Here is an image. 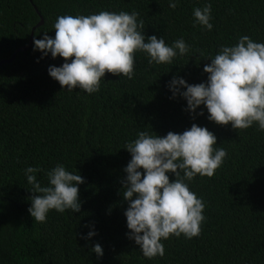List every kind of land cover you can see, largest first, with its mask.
<instances>
[{
	"label": "trees",
	"instance_id": "1",
	"mask_svg": "<svg viewBox=\"0 0 264 264\" xmlns=\"http://www.w3.org/2000/svg\"><path fill=\"white\" fill-rule=\"evenodd\" d=\"M208 2L211 31L193 17ZM104 10L137 12L146 39L171 45L183 38L191 51L173 65L149 64L138 52L133 79L106 73L94 94L67 92L47 71L63 58L42 56L33 39L54 37L58 16ZM32 30L29 49L0 66V264H264V132L218 125L203 105L196 110L203 115L190 114L167 87L174 76L206 82L210 58L241 36L264 43V0H180L175 9L168 0H0V61L27 46ZM193 123L212 132L227 157L212 177L189 183L206 205L200 235L163 240L165 255L148 259L126 235L122 182L131 155L124 147L140 131L164 136ZM57 164L82 176L81 208L52 210L38 223L28 212L35 193L24 170L40 167L37 179L47 184L45 173ZM90 230L96 235L81 238ZM97 243L99 257L92 251Z\"/></svg>",
	"mask_w": 264,
	"mask_h": 264
},
{
	"label": "clouds",
	"instance_id": "2",
	"mask_svg": "<svg viewBox=\"0 0 264 264\" xmlns=\"http://www.w3.org/2000/svg\"><path fill=\"white\" fill-rule=\"evenodd\" d=\"M179 3L168 0L171 9ZM211 12L210 2L195 7L194 23L211 31ZM53 29L54 37L44 31L42 39H33L34 50L42 56L50 53L53 59L63 58L59 67L49 66L47 71L67 92L79 89L94 94L100 90L106 73L133 79L138 52L148 56L149 64L173 65L177 56L191 51L183 38L171 45L155 35L146 39L144 22L134 11L62 15ZM210 61L203 68L206 82L193 85L174 76L167 85L172 97H182L190 114L203 105L209 114L207 119L218 125L231 124L235 130L255 125L264 132V43L244 35L234 45H222ZM196 115H203V111ZM216 141L206 127L193 123L182 133L170 131L164 136L140 131L125 145L131 155L122 182V196L128 204L124 212L126 227L130 230L126 235L144 257H163L162 241L170 237L192 239L200 235L206 205L190 190L189 183L198 175L212 177L224 163L227 151ZM41 171L38 166L24 170L30 192L35 193L28 208L31 217L44 223L52 210L61 214L66 210L79 212L82 176L57 164L45 173L47 184H42L36 175ZM169 173L175 179L170 181ZM95 235L90 230L81 238L87 241ZM92 251L98 257L103 255L98 243Z\"/></svg>",
	"mask_w": 264,
	"mask_h": 264
},
{
	"label": "water",
	"instance_id": "3",
	"mask_svg": "<svg viewBox=\"0 0 264 264\" xmlns=\"http://www.w3.org/2000/svg\"><path fill=\"white\" fill-rule=\"evenodd\" d=\"M41 24H42V20H40V23L37 25V27L40 26ZM32 39H33V30H32V33L30 35V39H29V42H28L27 46L21 47L18 50H16L15 53L12 55V57L9 60H1L0 61V66L2 64H7V63H10L11 61H13L14 58L16 57L17 53H19V52H24L25 53L29 49V47L31 46Z\"/></svg>",
	"mask_w": 264,
	"mask_h": 264
}]
</instances>
